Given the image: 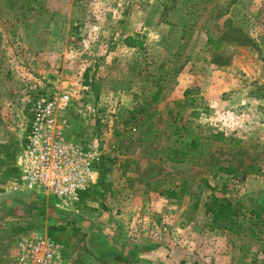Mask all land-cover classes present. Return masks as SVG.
Segmentation results:
<instances>
[{
	"label": "rangeland",
	"instance_id": "1",
	"mask_svg": "<svg viewBox=\"0 0 264 264\" xmlns=\"http://www.w3.org/2000/svg\"><path fill=\"white\" fill-rule=\"evenodd\" d=\"M209 36L222 43L219 51L207 46ZM134 61L141 77L129 76ZM160 65L167 71L164 90L150 107L157 134L153 144L142 145L139 127L123 128L116 115L142 101L141 81ZM85 77L98 86L97 100ZM146 84L144 94L153 89ZM56 87L73 100L66 115L70 137L94 139L117 160L108 174L110 192L83 212L51 196L10 190L11 178L0 173V264H16V239L46 233L55 220L85 234L72 239L74 261L82 251L99 252L91 245L110 229L119 239L159 245L157 264H264L254 244L240 251V240L209 232L201 207L187 222V197L173 204L153 184L186 181L197 193L206 179L215 195L241 203L246 212L264 206V0H0V144L16 142L21 149L29 102ZM186 89L212 97L204 98L208 114L194 122L223 132L227 142L210 143L204 159L177 165L166 161L165 149L189 146L182 125L190 110L175 105ZM123 159L132 161L127 170ZM216 166L236 173L214 174ZM209 193H202V202ZM144 203L147 211L138 209ZM28 223L31 230L15 233ZM99 261L86 257L84 264H111Z\"/></svg>",
	"mask_w": 264,
	"mask_h": 264
},
{
	"label": "trees",
	"instance_id": "2",
	"mask_svg": "<svg viewBox=\"0 0 264 264\" xmlns=\"http://www.w3.org/2000/svg\"><path fill=\"white\" fill-rule=\"evenodd\" d=\"M191 1L192 0H186V3H190ZM206 44L215 52L219 51L222 46L220 41H213L210 36L207 38ZM129 46L135 47L136 45L132 42ZM131 64L132 65L129 66V76L141 77L143 69L140 63H138V61H134ZM158 71V73H155L150 77L147 76V79H143L141 81L142 85L140 95L142 97V101L140 103L135 102L132 109H120L119 113L116 115L117 120H120V124L123 128H126L134 123L139 127V129L143 132L142 138L140 139L142 145H151L155 134L157 133V129L152 121L155 112L154 110L151 111L150 107L159 101L164 90V82L167 77V71L163 65H160ZM85 78L86 79L84 80L83 85L89 86L93 89L94 98L97 100L98 86L93 85L94 83L89 81L88 77ZM148 81H150L153 89L147 94H144L146 86H148L146 84ZM183 96L184 100L182 102H176L175 105L179 106L181 110H190L189 117L191 119L185 120V124L182 125L183 134L190 136L189 146L185 150L165 149L166 161L177 165L184 162L204 159L207 154V146L210 143L225 144L227 142V137H225L223 132H213L211 128L194 122L199 118L201 113L208 114L206 102L204 98L199 95L198 91L186 89L183 92ZM137 97V95H134L133 100L137 99ZM177 117L181 120L179 114ZM228 143L232 144V139H229ZM19 151L20 149L18 150L16 142L0 144V173L5 178H11L12 180L17 177L18 170L16 167V157ZM116 161L107 155L102 156L96 166L98 173L96 182L86 191L82 192L80 194L79 201L75 203L79 210H82L83 212L84 210H92L87 208L88 203L103 202L106 195L110 192L108 174L112 165H114ZM131 163V160L123 159L120 166H122L124 170H127ZM213 169L214 174L222 172L235 175L236 173V170L230 167L216 166ZM125 173L126 172L123 171L121 176H125ZM153 184L158 195L173 204L179 205L183 202L184 198L187 197V212L185 211L187 214V222L193 220L195 213L201 207L204 211V215L209 217V223L207 225L209 232L223 234L228 238L229 242L232 241L233 238L240 240L242 242L239 245L240 251L250 252L251 245L248 244V242H250L258 247L259 250L257 253L264 256V206H255L253 209L246 212L241 203L233 202L224 196L219 197L215 195L213 193V188L210 187L206 179H201L198 186L199 192L197 193L191 192L190 185L186 181H180L173 187H164L160 180H156ZM206 190L210 193L208 195H204V200L202 202L201 195ZM2 192V189H0V194ZM41 211H43V209H41ZM39 214H42V212H39ZM62 223L63 222L55 220L53 224L47 226L46 234L52 240L60 243L66 248L70 245L72 237L85 238V234L82 233L80 227L77 225L71 223L63 225ZM32 228L33 226L28 225L24 228L17 227L15 233L26 232ZM125 243L122 244V248H120L121 250H124L126 247ZM149 247L157 250L159 245L153 244ZM122 253L123 251H121V253L116 252L114 254V259L117 262L122 264H135V262L131 260L134 256L129 259V256L131 255L130 251L125 254V256H123ZM256 255V253H253L252 257L255 258Z\"/></svg>",
	"mask_w": 264,
	"mask_h": 264
},
{
	"label": "built area",
	"instance_id": "3",
	"mask_svg": "<svg viewBox=\"0 0 264 264\" xmlns=\"http://www.w3.org/2000/svg\"><path fill=\"white\" fill-rule=\"evenodd\" d=\"M72 103V97L58 87L29 102V128L16 157L18 175L10 190L75 204L96 182V166L105 153L94 139L78 142L70 137L66 115ZM14 248L16 264H66L64 246L46 233L22 235Z\"/></svg>",
	"mask_w": 264,
	"mask_h": 264
},
{
	"label": "crops",
	"instance_id": "4",
	"mask_svg": "<svg viewBox=\"0 0 264 264\" xmlns=\"http://www.w3.org/2000/svg\"><path fill=\"white\" fill-rule=\"evenodd\" d=\"M184 69H185V67H184ZM201 95H202V93H201ZM209 96L210 95H204V98H205V100L212 102L213 101L212 97H209ZM134 104H135V102H134ZM155 114H156V112H155ZM155 114H154V116H155ZM74 138L76 141H81L79 139V137H74ZM153 143H154V141L152 142V144ZM97 177H98V175H97ZM148 207L149 206H147L146 203H144L138 209L142 208L144 211H147ZM27 225L32 226L31 223H28ZM105 230L106 231L103 232L105 234L104 235L100 234L99 240L93 241V244L91 245L93 247L98 246L99 252L95 251L97 253L96 254L95 252L86 253V252L82 251L81 254L77 257V259L75 261H74V258H72L71 252H70L71 246L74 245V241H72V239H73V237H72L71 241H70V245L66 248L64 247V249H65V254H64L65 255V263L66 264H84L86 257H96L101 261V262L99 261L100 263L122 264L120 262H117L114 259V256H115L114 254L116 252L121 253V251H123L122 254H123V256H125V254H127L130 251L131 255L129 256V259H131L134 256L131 260L134 261L135 264H157L155 261V257H156V254L158 253V250L160 248H158L157 250L151 249L149 246L153 245V243H154L153 241H151V242H149V240L143 241L141 239L139 240V239H136L133 237H130V238L126 237L125 239H124V237H122L123 239H119V236L115 235L112 230H110V229H105ZM89 236L92 237L91 235H88V239L90 238ZM91 242H92V240L90 238L88 240V245H87L88 247H90ZM123 242L126 244L125 245L126 247L124 248V250H121L120 248H122V244H124ZM146 247H148V248H146ZM91 254H93V255H91Z\"/></svg>",
	"mask_w": 264,
	"mask_h": 264
}]
</instances>
